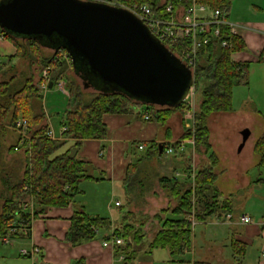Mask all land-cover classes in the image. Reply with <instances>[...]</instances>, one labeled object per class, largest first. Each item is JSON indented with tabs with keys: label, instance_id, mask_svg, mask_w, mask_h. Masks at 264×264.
I'll list each match as a JSON object with an SVG mask.
<instances>
[{
	"label": "trees",
	"instance_id": "1",
	"mask_svg": "<svg viewBox=\"0 0 264 264\" xmlns=\"http://www.w3.org/2000/svg\"><path fill=\"white\" fill-rule=\"evenodd\" d=\"M126 4L147 3L152 7L156 16L165 15L169 3L176 8L187 5L180 0H124ZM211 9H221L229 12L232 0H197ZM3 36L13 41L17 53L10 63L0 65V241L5 236L17 238L27 235V229L33 218L50 207H66L75 204V198L82 193L81 182L87 179H97L91 174L92 165L88 161L78 158V152L83 142L89 139H104L108 135V128L104 123V115L128 114L139 110L138 114L150 120L166 123L174 112L187 111L186 103L168 108L137 101L120 90L111 92L88 93L86 88L93 84L87 79L90 73L82 61L74 63L64 48L44 45L39 39L29 36H18L0 29ZM229 41V46H223ZM53 43V42H52ZM45 49L52 52L47 54ZM244 40L238 35H232L230 27L223 25L220 35L209 43L202 45L198 53L195 71V89L200 100L194 110L193 124L184 130V139L194 142L197 152L209 155L210 164L199 168L192 184L181 183L173 177H162V187L168 190L176 200L174 206L163 208L154 215L160 224L156 233L151 237L148 252L156 248L169 251L171 260L188 263L186 255L194 247L193 222L205 221L210 216H220L230 213L232 200L219 198L215 188L218 173L214 169L218 162L216 154L212 152L210 141V117L215 113H231L233 107V92L236 86L249 85L250 62H237L232 54L246 50ZM22 58L38 63L44 67H51V80L55 82L64 78L70 91L68 105L61 120V126L66 127L64 139L58 140L48 137L50 129L43 106L44 91L34 81L33 75L23 76L21 82L16 63ZM40 67V66H39ZM73 70L75 75L69 74ZM82 80V84L77 80ZM17 81V83H16ZM54 87V86H53ZM52 87V88H53ZM19 118H24L29 124V137L19 150L22 154L6 160L5 154L17 152L15 147L20 145L19 138L9 141L10 127ZM73 141L70 148L60 153L61 148ZM179 149V142L172 143ZM158 145V146H157ZM155 142L144 155L131 163L125 178L127 188V204L130 206L141 198L145 183L137 177L140 164L147 158L161 153L160 146ZM155 148L154 150H152ZM258 156V166L264 168V132L255 144ZM5 158V159H4ZM212 164V165H211ZM257 182H264L261 178ZM214 189L213 196L208 191ZM36 200L35 207L25 210L24 205L30 200ZM169 214V215H167ZM138 214L133 210L124 212L122 226L115 230L118 236L124 238V243L116 246L117 254H125L135 258L142 249L145 233H142L145 221L138 220ZM148 219V218H146ZM109 218L91 216L83 206L76 205L71 219V226L67 233V241L73 245L94 238L97 233L93 227L109 230ZM139 225V226H137ZM16 227V232H10ZM110 238V236H106ZM238 242H234L237 246ZM36 264H45L40 254ZM74 264H86L85 259H79ZM194 264H210L196 261Z\"/></svg>",
	"mask_w": 264,
	"mask_h": 264
},
{
	"label": "crops",
	"instance_id": "2",
	"mask_svg": "<svg viewBox=\"0 0 264 264\" xmlns=\"http://www.w3.org/2000/svg\"><path fill=\"white\" fill-rule=\"evenodd\" d=\"M237 25L240 26L237 35L244 40L247 49L234 52L232 54V59L237 62H250V64L257 62L264 64V19L246 22L240 21V24ZM16 53L17 47L15 43L5 38L0 32V65L10 63L11 58H13ZM46 93H44V95H46ZM43 106L50 124L49 130L52 129L55 132L56 137L54 139H64L63 135L60 134V136H58L54 129V117L46 107L45 97ZM187 111L185 115H183L182 112H174L166 123L147 119L138 114L139 110L128 114H105L103 119L108 128L107 137L104 139L85 140L77 155L79 159L88 161L93 166L91 174L97 177V179L89 180L96 183L99 188L112 189V194L117 189L121 188L126 192L127 196V186L125 183L127 169L131 163L144 155L140 152L149 151V148L154 142L164 145L179 142V146H184V151H176L173 154H167L163 148V152L161 151V153L155 154L141 162V169L137 177L145 183V186L142 192H140L142 197L136 200V202L139 200H141L142 203L146 200L152 201V199H156L160 191L166 194L162 188V177H173L181 183L192 184L196 173L199 171V164L205 162L204 159H207V155H200V153L196 151L194 142L183 138L185 128H190V125L193 124V122L190 125L187 124ZM233 114L234 113L231 112L215 113L211 115L209 119L211 135L212 121L220 120L227 115L233 116ZM10 129L12 131L8 138L9 141L12 142L14 139L19 138L20 133L13 129V127H10ZM72 142L73 141H70L64 145L60 153L67 151ZM212 142L211 136V143ZM140 144H145L146 149L140 150ZM154 149L155 148L152 150ZM22 150L17 151L19 156L22 154ZM13 156L12 154H5L6 160ZM198 156L200 157L199 161L197 159ZM207 161L203 165H209L208 163H210V161ZM151 162H157L158 167L153 169L150 168V166H146ZM215 184L216 191L220 195L219 198L221 200L231 199L230 196L225 195L221 187L217 186L216 182ZM216 191L214 189L209 190L208 195L213 196ZM164 196L168 201L166 204H162L166 206L164 208L176 204V200L173 197ZM163 199L164 197L159 201L163 202ZM171 199L173 201L172 203L169 202ZM76 200L75 198V204L72 203L66 207H50L46 209L45 212L38 214L37 217L33 218L31 221V225L26 232L27 235L15 239L25 241L30 249L38 247L40 249L39 254L45 264H74V262L79 259H85L86 264H163L166 259L167 262L169 260L173 264H177V261L173 262L171 260L170 253L165 248H156L150 252H148V249L143 250L137 254L135 258L127 257L125 254H117L115 245L111 244L105 246L104 242L110 241L111 233L122 226L123 214H121L122 216H119L118 219H115L111 217L113 216L111 205L109 206L111 213L110 215H106L103 213L101 214L102 211L99 209V204H93V206L88 209L90 207H88V202L78 203ZM29 203L34 208L36 200H30ZM122 204L123 203L120 202V205L117 207L121 208ZM76 205L83 206L85 211L91 216L109 218L112 222L110 229L107 230L102 228L100 234L77 245H73L71 242L67 241V233L71 226V219L75 212ZM232 206L233 208L229 213L231 214L230 218L226 215L228 213H221L219 217L217 216V222L228 224L230 230L233 231V236L229 241L230 243H224L222 245L227 248L231 246V259L237 260L238 264H264V257L262 256L264 251V218L257 220V215L252 216L249 214L252 218V222L250 224H244L241 218L248 213L242 212L235 216L236 209L233 203ZM107 235L110 236V238H107ZM257 237L261 239L258 255ZM235 241L238 242L237 246L234 245ZM253 246L256 249L254 248L253 250ZM222 247L219 248V252L217 253L221 258L224 251ZM159 249L166 251V254L162 257L161 261L157 263V260L154 258V255H156L154 251H160ZM194 249L195 246L193 247L192 253L195 251ZM19 256L21 258L26 257ZM229 259L230 258L227 257V260ZM196 261L203 260L193 258L190 262L182 264H194ZM205 262L210 263L208 259H206Z\"/></svg>",
	"mask_w": 264,
	"mask_h": 264
},
{
	"label": "rangeland",
	"instance_id": "3",
	"mask_svg": "<svg viewBox=\"0 0 264 264\" xmlns=\"http://www.w3.org/2000/svg\"><path fill=\"white\" fill-rule=\"evenodd\" d=\"M229 13V21L234 24H240V21L246 22L264 19V0H232ZM237 28L240 29V26H237ZM45 52L50 54L52 50L45 49ZM43 68L44 66L37 62L31 63L30 60L22 58L17 61L16 68H13V70L17 71L19 82L23 80V76L33 75L34 81L38 84ZM68 72L71 75H75L73 70H68ZM87 76V79L93 84V89L86 88V92L90 93L94 90L96 92L116 91L114 86L106 85L98 76L91 74ZM77 80L82 84L80 78L77 77ZM199 100L200 95H197L195 89L196 105ZM45 103L50 114L54 117V129L58 136H60L62 132L61 120L64 118V112L68 105V97L54 86L47 91ZM233 107V116L227 115L220 120L212 121L211 124V136L213 140L212 152L215 153L216 157L219 159L217 163L213 164L215 171L219 173L216 183L217 186L223 189L225 195L230 196L232 199V203L236 209L235 216L245 212L252 216L257 215V220H259L260 218H264V182L260 183L257 182V180L261 178L264 179V168L258 166L259 159L254 148L257 140L264 132V64L257 62L251 63L249 85H241L234 88ZM191 123L192 121L188 119L187 124L190 125ZM245 129L250 130L251 136L240 151V146L243 142L242 131ZM146 152L147 151L140 153L145 154ZM11 154L14 156L19 155L18 152H13ZM200 155H205L204 149L200 152ZM199 158L198 156V161ZM207 159L210 161L209 155H207ZM207 159H204L205 162ZM205 162L199 164L200 168L204 166L203 164ZM146 166L155 169L158 167V163L151 162ZM80 188L82 193L76 196V201L78 203L88 202V207L90 206L88 209H90L93 204H99V209L102 211L101 214L110 215L111 209H109V206L111 205L113 213L111 217L115 219L122 216L121 214L124 215V212L129 210V208L137 213L138 220L145 221L142 228V233H145L144 243L142 245L143 250L149 248L151 237L160 226L159 222L153 217L166 207L162 205L168 202L164 195L170 198L172 197L170 192L162 187L166 194L160 191L156 199H152V201L146 200L142 203V201L139 200L136 202L137 204L135 203L128 206L126 192L121 188L117 189L112 194V189L99 188L96 183L89 179L83 180ZM162 197H164L163 202H160L159 200ZM116 201L123 203L121 208L115 205ZM169 202L172 203V199ZM217 221L218 217L216 215L210 216L205 221L195 220L196 224H193L195 251L186 255L187 260L196 258L197 260L203 261L208 259L210 264H238L237 260L231 259V246L227 248L222 245L224 243H230L229 241L233 236V231L230 230L228 224H221ZM259 243H261V239L257 237V255L259 253ZM220 247L224 249L222 258L217 254ZM252 248L254 250L255 247L253 246ZM21 249L30 248H28L25 241H19L17 239H14V242L11 244H5L0 241V264H36L38 258H21L19 256ZM159 250L160 251H154L156 254L154 258L157 260V263H159L166 254V251L162 249ZM227 257L230 259L227 260ZM163 264L173 263L169 260L167 262L166 259ZM177 264L182 263L177 261Z\"/></svg>",
	"mask_w": 264,
	"mask_h": 264
},
{
	"label": "water",
	"instance_id": "4",
	"mask_svg": "<svg viewBox=\"0 0 264 264\" xmlns=\"http://www.w3.org/2000/svg\"><path fill=\"white\" fill-rule=\"evenodd\" d=\"M0 29L64 48L74 63H85L89 74L143 103L178 107L195 82L191 70L143 20L105 2L0 0ZM250 133L242 131L240 151Z\"/></svg>",
	"mask_w": 264,
	"mask_h": 264
},
{
	"label": "built area",
	"instance_id": "5",
	"mask_svg": "<svg viewBox=\"0 0 264 264\" xmlns=\"http://www.w3.org/2000/svg\"><path fill=\"white\" fill-rule=\"evenodd\" d=\"M105 2L113 6L129 9L136 14L143 22L150 28V30L161 39V41L177 56L183 63L191 70L195 79V71L197 66L198 53L202 45L209 43L214 38L220 35L221 27L228 25L232 35H237L238 28L237 24L229 21V12L221 9H211L209 6L199 3L197 0H180L181 2H188L187 5H181L178 8L174 4L169 3L165 10V15L156 16L153 13L152 7L147 3H133L128 5L124 0H94ZM223 46H229V41H224ZM51 67H44L41 71L40 80L38 86L46 93L50 87L51 82ZM58 90L62 91L68 98L70 97V91L67 86V82L64 78H60L53 83ZM188 107V119H194V110L196 108L195 101V83L190 89V93L185 101ZM149 119V116H146ZM192 126V125H190ZM13 129L17 130L21 135L20 145L15 147L16 150L21 148L24 141L29 136V124L24 118H19ZM66 127H62L61 135L65 132ZM48 137L55 138L54 130H49L47 133ZM140 150H145V144L139 145ZM167 154H173L176 151H184V146L180 145L179 149L176 150L172 143H168L165 147ZM116 206L120 205V202L115 203ZM25 210H29L31 213L32 205L30 203L24 205ZM228 218L231 214H226ZM193 224L195 225L194 217H191ZM241 221L244 224H250L252 218L249 214L243 215ZM97 234H100L102 228L93 227ZM17 228L12 227L10 232H16ZM15 238L11 236H5L1 239V242L5 244L13 243ZM124 243V238L118 236L115 231L111 233V240L105 241L104 245H120ZM40 249L33 247L32 249H21L20 255L38 258ZM264 257V251L262 253Z\"/></svg>",
	"mask_w": 264,
	"mask_h": 264
}]
</instances>
